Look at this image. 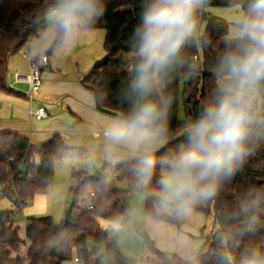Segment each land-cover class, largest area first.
<instances>
[{"label":"trees","instance_id":"obj_1","mask_svg":"<svg viewBox=\"0 0 264 264\" xmlns=\"http://www.w3.org/2000/svg\"><path fill=\"white\" fill-rule=\"evenodd\" d=\"M52 0H0V94L21 95L7 85L9 59L26 45L36 40L45 25V12ZM104 15L90 29H104L105 58L96 63L82 78V85L95 98L96 108L110 116L126 114L130 101L127 97L128 69L133 60L130 37L138 23L143 0H104ZM246 8V0H209L197 12V26L205 23L204 31L183 49V64L166 79L164 94L171 104L162 124L161 138L167 145L155 152L157 160L177 153L184 140L179 133L200 113L206 99L216 87L213 68L224 49L229 25L222 19L207 14V8ZM39 18V24L35 23ZM60 45H53L52 50ZM197 57V59H195ZM181 104L184 119L180 118ZM85 153L71 148L60 134L50 140L33 144L24 136L13 132L0 133V193L11 200L18 212L29 206L38 195L48 192L55 172V163L75 159ZM31 157L35 163L30 164ZM138 158L117 164L104 163L99 180L86 171H74V184L70 188L72 220L56 223L51 216L30 217L26 222V239L19 235L12 222V210H0V264H65L78 258L80 264H139L126 257L101 220L116 225L125 224L132 212L130 198L134 193L144 195L146 216L164 222L177 223L178 215L159 213L153 191L159 190V181L167 171L157 164L151 181L144 186L137 175ZM26 170V176L23 175ZM124 184L125 188H121ZM94 193V196H91ZM259 199L260 223L253 232L225 244L222 240L243 227L241 205ZM91 205L92 208L88 206ZM191 208L213 213L219 226L210 239V247L197 256L195 264H222L221 256L229 253L233 264H240V255L248 248L264 251V139L254 142L251 155L228 179L219 184L217 194L207 200L204 207ZM77 210V216L73 217ZM145 240L153 254L169 259L161 253L149 236ZM28 244L21 255L22 246ZM101 251V252H100ZM96 256V259H92ZM101 257L103 259H101Z\"/></svg>","mask_w":264,"mask_h":264},{"label":"clouds","instance_id":"obj_2","mask_svg":"<svg viewBox=\"0 0 264 264\" xmlns=\"http://www.w3.org/2000/svg\"><path fill=\"white\" fill-rule=\"evenodd\" d=\"M209 0H143L130 37L133 60L128 69L130 107L106 128V140L133 152L156 144L171 100L164 94L169 74L183 64V49L195 38L197 12ZM104 0H52L45 12V27L33 43L45 48L66 45L91 28L105 12ZM35 23L39 24V18ZM216 87L200 113L188 124L179 151L157 160L144 151L136 169L147 186L157 164L167 172L159 190L150 195L163 213H184L197 202L212 199L222 180L230 178L251 155L254 142L264 139V0H246V8L233 17L224 49L213 68ZM259 199L241 205L243 227L222 238L253 232L260 223ZM222 264H233L224 253ZM240 264H264V251L248 248Z\"/></svg>","mask_w":264,"mask_h":264},{"label":"crops","instance_id":"obj_3","mask_svg":"<svg viewBox=\"0 0 264 264\" xmlns=\"http://www.w3.org/2000/svg\"><path fill=\"white\" fill-rule=\"evenodd\" d=\"M209 9L211 10L212 8H207L206 11ZM238 13L239 11L237 14ZM232 14H234V12ZM211 15L215 16L214 14ZM202 32H196L195 37L201 35ZM100 36L101 33L99 29L89 28L80 32L70 43L62 45L56 50L50 49L47 51L48 47L45 48L42 43H35L29 53H24L22 57L18 56V54L11 56L8 66L7 85L10 89L17 91L21 95L0 94V133H17L28 138L33 144L46 142L55 134H60L64 142L71 148L83 147L82 145H85L84 143L87 142L93 143L96 150V158L103 163L109 164H117L136 159L139 158L140 154L144 151H152L153 149H158L157 151H159L165 147L168 142L163 144L158 141L154 145H148L133 152L127 146L110 144L106 140L104 132L116 117L100 112L96 108L95 99H92L90 95L84 93L78 85H67L74 74L62 75L59 69L53 71L51 67L52 56H54V58L56 57L62 63L71 64L74 60L73 55L76 52L75 46L88 48L92 46ZM28 55H47L49 57V64L42 70L41 85L38 91L35 92L36 94L34 93L33 100H30L27 95L28 85L16 83L14 77L16 71L21 73L31 72ZM66 79L67 81L60 85V82ZM56 95H58L59 98H55ZM39 107H45L48 112V117L42 121L35 120L30 113L31 110H36ZM206 204L207 200L197 202L193 206L204 207ZM190 210L193 211L196 209L190 208ZM157 211L161 213L159 210ZM189 212L191 213V211ZM199 217V222L196 227L200 233L207 238L210 247V239L217 233L214 214L209 213L206 218L201 215H199ZM209 223H211V225L208 226ZM101 225L109 232L110 230L112 231L110 235L113 239L116 230L123 232V225L112 224L105 220H101ZM218 230L219 226L217 231ZM128 233H124V235ZM19 235L22 239H26V232L24 236L20 233ZM27 248L28 244L26 243V245L21 248V255L26 254ZM187 248L190 249V245ZM158 249L164 252V255H171V258L167 257L169 259L168 264H195L197 256L206 253L209 248L188 251V253H181L179 247L175 248L172 245ZM162 249H164V251ZM153 255L154 258L159 257L156 254ZM163 262H161V264ZM65 264L75 263L68 262Z\"/></svg>","mask_w":264,"mask_h":264},{"label":"rangeland","instance_id":"obj_4","mask_svg":"<svg viewBox=\"0 0 264 264\" xmlns=\"http://www.w3.org/2000/svg\"><path fill=\"white\" fill-rule=\"evenodd\" d=\"M238 11H242L240 5L234 7H215L211 10H207L206 12L207 14H214L216 17L221 18L229 25L230 29L233 17L237 15ZM233 12L234 14H232ZM204 27L205 23H201L197 26L196 32H202ZM99 30L101 36L92 46L88 48L75 46L76 52L73 55L74 60L71 64L62 63L56 57H51V67L53 71H57V69H59L62 75L74 74L71 81H69L67 85H78L79 88L84 93L90 95L92 99L94 98V95L83 87L81 81L82 78L90 72L92 67L96 63L101 62L106 56L104 50L106 32L104 29ZM62 45L63 44L60 46ZM33 46V42L29 43L17 53L18 56L22 57L24 53H29ZM60 46L56 47L54 50L58 49ZM50 49H52V46L48 47L47 51ZM66 81L67 79L63 80V82H60V85ZM55 98H59V96L56 95ZM261 103H264V101ZM184 117V108L181 104L180 118L184 119ZM185 133L186 132L184 130L179 133V136H182ZM159 141V143L163 144L168 142L166 140ZM84 144L85 145H82L83 147L77 148L85 150L83 155L75 159H64L55 163L54 177L51 185L49 186L48 192L44 195L36 196L33 202L22 211L18 212L13 202L8 198L2 197L0 193V210L13 211L12 222L16 227H18L20 234L23 236L25 235L26 222L30 217L39 218L51 216L56 223H61L65 220L66 211L70 208L72 202L70 188L74 184L73 172L86 171L90 174H94L104 164L101 160L96 158L94 144L88 142ZM166 172L167 171H165L163 175ZM120 187L125 188V185L120 184ZM130 202L132 204L133 212L129 220L125 223L129 233L124 235L122 231L116 230L113 236L121 252L126 257L138 260L139 264H161V262H163L162 257L154 258L153 252L145 240V233L154 242L157 249L172 245L175 248L179 247L181 253H188V251L209 248L207 238L204 237L196 227L199 222V215L206 218L207 214L205 212L200 210H189L191 213L189 211L179 213L177 214L178 222L171 223L153 219L145 215V202L143 194L134 193L130 198ZM77 214L78 211L75 210L73 217L77 216ZM174 214L175 213H167V215ZM209 225H211V223H209L208 226ZM215 229L217 232V223H215ZM110 232L112 231L110 230ZM189 245L190 249L187 248ZM162 250L164 251V249ZM160 252L164 253L162 251Z\"/></svg>","mask_w":264,"mask_h":264},{"label":"built area","instance_id":"obj_5","mask_svg":"<svg viewBox=\"0 0 264 264\" xmlns=\"http://www.w3.org/2000/svg\"><path fill=\"white\" fill-rule=\"evenodd\" d=\"M28 59L31 65V72L23 74L19 71H16L14 73V77L16 83L28 85L27 95L30 100H33L34 93L38 91L41 85L42 70L45 67H47L49 64V57L47 55H41V56L28 55ZM195 59H197V57H195ZM30 113L33 116V118L37 121H42L48 117V112L45 107H39L36 110H31ZM33 163H35V158L31 157L30 164ZM91 196H94V193H91ZM88 207L92 208L91 205H89ZM122 230L125 234L128 233V229L125 226V224H123ZM92 259H96V256H92ZM101 259L103 258L101 257ZM74 263L80 264L79 259L75 258ZM162 264H168V263L164 261Z\"/></svg>","mask_w":264,"mask_h":264},{"label":"water","instance_id":"obj_6","mask_svg":"<svg viewBox=\"0 0 264 264\" xmlns=\"http://www.w3.org/2000/svg\"><path fill=\"white\" fill-rule=\"evenodd\" d=\"M26 174H27L26 170H23V175L26 176ZM101 174H102L101 170H97L94 174H91L90 177H91L92 179L99 180V179L101 178ZM71 220H72V211H71V209L69 208V209L66 211V215H65V220H64V222H65V223H69V222H71ZM165 256L171 258V255H169V254H166Z\"/></svg>","mask_w":264,"mask_h":264}]
</instances>
